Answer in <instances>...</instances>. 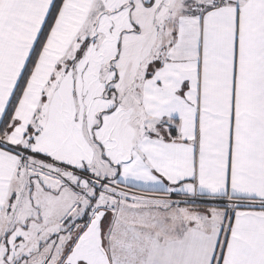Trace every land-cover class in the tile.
<instances>
[{
    "label": "snow or ice",
    "instance_id": "6c2138e0",
    "mask_svg": "<svg viewBox=\"0 0 264 264\" xmlns=\"http://www.w3.org/2000/svg\"><path fill=\"white\" fill-rule=\"evenodd\" d=\"M0 264H264V0H0Z\"/></svg>",
    "mask_w": 264,
    "mask_h": 264
}]
</instances>
